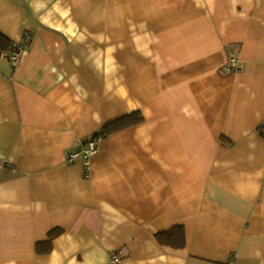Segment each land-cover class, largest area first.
<instances>
[{
  "label": "crops",
  "instance_id": "1",
  "mask_svg": "<svg viewBox=\"0 0 264 264\" xmlns=\"http://www.w3.org/2000/svg\"><path fill=\"white\" fill-rule=\"evenodd\" d=\"M0 33L25 48L0 57V264H264V0H0Z\"/></svg>",
  "mask_w": 264,
  "mask_h": 264
},
{
  "label": "trees",
  "instance_id": "2",
  "mask_svg": "<svg viewBox=\"0 0 264 264\" xmlns=\"http://www.w3.org/2000/svg\"><path fill=\"white\" fill-rule=\"evenodd\" d=\"M17 45L0 33V57L2 55H10L16 51ZM143 121V116L139 113H133L130 116L124 117L116 122L106 126L102 131L94 134L93 136H101L104 140L110 136L116 134L119 131L138 125ZM59 235L58 233H52L49 240L54 239ZM161 244L171 246L175 249H182L186 246V238L182 228L171 230L166 234L157 236ZM167 238V239H166Z\"/></svg>",
  "mask_w": 264,
  "mask_h": 264
},
{
  "label": "built area",
  "instance_id": "3",
  "mask_svg": "<svg viewBox=\"0 0 264 264\" xmlns=\"http://www.w3.org/2000/svg\"><path fill=\"white\" fill-rule=\"evenodd\" d=\"M31 40H32V36L29 33L24 34V41L26 43L30 42ZM24 50H25L24 45H19L16 48V51L14 53H12L10 55H3V56H6L12 62V64H14L16 66L21 61ZM229 69L230 70H236V71L239 69V65H238L236 60H232L230 62ZM259 130H260V134L264 138V120L260 124ZM103 142H104L103 137L91 136L90 138L85 140L84 151L72 153L68 158V162L73 163L75 161V159H77L79 156H82L86 160V164H88L89 160L95 154H97L99 152L100 147H101ZM121 261H122V258L118 252H114L111 254V263L112 264H119V263H121Z\"/></svg>",
  "mask_w": 264,
  "mask_h": 264
}]
</instances>
